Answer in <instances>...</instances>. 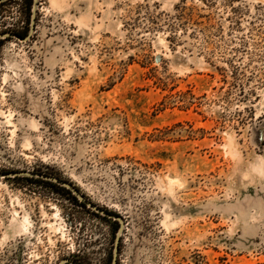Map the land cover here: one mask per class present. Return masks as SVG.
<instances>
[{"label":"rangeland","instance_id":"1","mask_svg":"<svg viewBox=\"0 0 264 264\" xmlns=\"http://www.w3.org/2000/svg\"><path fill=\"white\" fill-rule=\"evenodd\" d=\"M30 1L0 0V264H264V0Z\"/></svg>","mask_w":264,"mask_h":264},{"label":"bare ground","instance_id":"2","mask_svg":"<svg viewBox=\"0 0 264 264\" xmlns=\"http://www.w3.org/2000/svg\"><path fill=\"white\" fill-rule=\"evenodd\" d=\"M30 224V221H29V218L26 216L23 220V225H24V228L26 229L27 225ZM168 226V225H167Z\"/></svg>","mask_w":264,"mask_h":264},{"label":"trees","instance_id":"3","mask_svg":"<svg viewBox=\"0 0 264 264\" xmlns=\"http://www.w3.org/2000/svg\"><path fill=\"white\" fill-rule=\"evenodd\" d=\"M33 2H34V0H31V1H30V7L32 6ZM23 36H24V35H23Z\"/></svg>","mask_w":264,"mask_h":264},{"label":"water","instance_id":"4","mask_svg":"<svg viewBox=\"0 0 264 264\" xmlns=\"http://www.w3.org/2000/svg\"><path fill=\"white\" fill-rule=\"evenodd\" d=\"M19 37H20V36H19ZM20 38L24 39L23 37H20Z\"/></svg>","mask_w":264,"mask_h":264}]
</instances>
